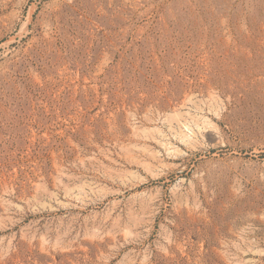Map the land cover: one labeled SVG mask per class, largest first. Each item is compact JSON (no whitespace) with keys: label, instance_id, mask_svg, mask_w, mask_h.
<instances>
[{"label":"rangeland","instance_id":"374dc122","mask_svg":"<svg viewBox=\"0 0 264 264\" xmlns=\"http://www.w3.org/2000/svg\"><path fill=\"white\" fill-rule=\"evenodd\" d=\"M0 264H264V0H0Z\"/></svg>","mask_w":264,"mask_h":264},{"label":"bare ground","instance_id":"6f19581e","mask_svg":"<svg viewBox=\"0 0 264 264\" xmlns=\"http://www.w3.org/2000/svg\"><path fill=\"white\" fill-rule=\"evenodd\" d=\"M190 127V126H189ZM190 131V130H189ZM192 132V131H191ZM195 132V131H194ZM194 135V134H193ZM171 142V141H170ZM168 145V144H167ZM112 176V175H111ZM135 177V176H134ZM126 179H123V181H125ZM145 182L144 179L142 178H138L134 181H131V182H125V184L123 185V188H120V191H124L126 189H131V190H135V191H138L139 189L142 188V184ZM122 189V190H121ZM118 191V190H117ZM134 192V191H133ZM121 193V192H120ZM86 203V202H84Z\"/></svg>","mask_w":264,"mask_h":264}]
</instances>
